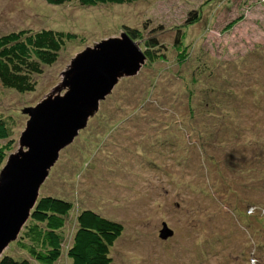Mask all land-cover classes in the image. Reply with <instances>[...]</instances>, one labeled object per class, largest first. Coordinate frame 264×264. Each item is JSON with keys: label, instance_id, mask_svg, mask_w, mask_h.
Instances as JSON below:
<instances>
[{"label": "rangeland", "instance_id": "374dc122", "mask_svg": "<svg viewBox=\"0 0 264 264\" xmlns=\"http://www.w3.org/2000/svg\"><path fill=\"white\" fill-rule=\"evenodd\" d=\"M124 25L142 29L145 57L119 71L39 188L38 198L73 205L56 264H70L67 250L86 207L124 224L110 264H264V210H246L264 207V0H0V34L23 27L70 33L34 91H1L0 148H10L0 185L1 172L27 151L32 109L65 97L85 53L123 40ZM155 36L161 46L148 51L143 42ZM256 80L263 84L252 94ZM207 88L238 96L222 95L214 117L201 106ZM164 222L174 231L167 239ZM15 241L4 253L19 256Z\"/></svg>", "mask_w": 264, "mask_h": 264}, {"label": "trees", "instance_id": "16d2710c", "mask_svg": "<svg viewBox=\"0 0 264 264\" xmlns=\"http://www.w3.org/2000/svg\"><path fill=\"white\" fill-rule=\"evenodd\" d=\"M74 1L85 6H97L134 3L139 0H54L56 4ZM196 17L195 14L190 18L194 22L198 19ZM123 28L124 32L135 41L144 39L142 29L128 25H124ZM69 39L70 33L52 27L40 29L23 27L0 34V95L4 88L21 93L34 91L37 85L36 76L43 72L45 66L52 65L58 60ZM178 40L179 37H176V42ZM143 43L149 50L161 46L156 36ZM259 66L264 69V64ZM262 82L256 80L257 84L251 85L248 89L254 94L256 92L253 91H256L263 84ZM203 92L201 106L214 117L222 108V101H225L222 95L228 93L237 95L235 91L231 93L228 90L223 93L217 88H207ZM220 96H222L221 100ZM230 105L232 106V103L227 102L226 106L233 111L235 107ZM9 148L8 146L0 148V170L6 158V150ZM261 183L264 185V181L261 180ZM243 201L247 203V197L242 198ZM72 206L70 200L60 196H40L29 220L24 224L15 241L21 250L19 256L5 252L0 258V264H56L62 256L63 239L59 231L66 225ZM246 210L251 215V213H262L264 207L251 204ZM77 223L72 244L67 250L70 264H110L113 260L111 248L123 234L124 224L105 217L90 207L83 208L78 213Z\"/></svg>", "mask_w": 264, "mask_h": 264}, {"label": "water", "instance_id": "95a60500", "mask_svg": "<svg viewBox=\"0 0 264 264\" xmlns=\"http://www.w3.org/2000/svg\"><path fill=\"white\" fill-rule=\"evenodd\" d=\"M144 57L140 44L130 36L110 39L85 53L79 62L81 71L72 78V88L65 97L32 109L24 133L27 151L1 172L0 258L26 223L60 146L73 138L85 123L89 109L112 90L119 71L132 69ZM173 233L164 222L160 237L167 239Z\"/></svg>", "mask_w": 264, "mask_h": 264}, {"label": "bare ground", "instance_id": "6f19581e", "mask_svg": "<svg viewBox=\"0 0 264 264\" xmlns=\"http://www.w3.org/2000/svg\"><path fill=\"white\" fill-rule=\"evenodd\" d=\"M252 212V211H251Z\"/></svg>", "mask_w": 264, "mask_h": 264}, {"label": "built area", "instance_id": "2783aa9c", "mask_svg": "<svg viewBox=\"0 0 264 264\" xmlns=\"http://www.w3.org/2000/svg\"><path fill=\"white\" fill-rule=\"evenodd\" d=\"M252 210V209H251Z\"/></svg>", "mask_w": 264, "mask_h": 264}]
</instances>
